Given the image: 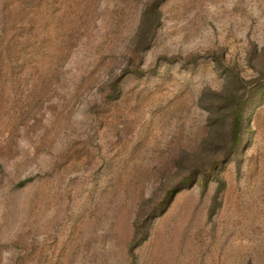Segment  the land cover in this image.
I'll return each instance as SVG.
<instances>
[{"label":"rangeland","instance_id":"1","mask_svg":"<svg viewBox=\"0 0 264 264\" xmlns=\"http://www.w3.org/2000/svg\"><path fill=\"white\" fill-rule=\"evenodd\" d=\"M153 1L0 0V264H264V0Z\"/></svg>","mask_w":264,"mask_h":264},{"label":"trees","instance_id":"2","mask_svg":"<svg viewBox=\"0 0 264 264\" xmlns=\"http://www.w3.org/2000/svg\"><path fill=\"white\" fill-rule=\"evenodd\" d=\"M160 2H161V0H154L152 3H150L148 5V7L145 10L144 16L152 19V22H157L159 19V4H160ZM263 51H264V47H263ZM236 77H237L236 79L238 80V82L244 84L245 86H242V89L244 91L240 95H236L232 99L233 107H234V111H233L234 117L232 120L233 143L229 148V153L232 150H234L241 141L242 125H243V121H244V109H245L249 95H251V93L253 91L262 92L264 90V70L261 71V73L258 76L254 77L250 80H246L245 78H243L239 75H237ZM113 86H114V90L118 89V83L117 82H115L113 84ZM219 163H220L219 161H216L212 164V168L214 171H215V167H217L219 165ZM199 171H200V169H194L189 175H187L178 184L177 187L168 190L165 197L163 198V204L165 202H167V200L171 199L174 196V194L177 192L178 188L188 185L194 179V177L197 175V173H199ZM216 179H217L216 181L220 185L218 190H217V194H216V198H217L220 190L222 189V187L224 185V181L220 176H218ZM206 182H207V179L203 178L204 187L206 186ZM21 183L24 184L25 181H22ZM142 233H144V226L142 224H139L138 227L136 228V231H135V234L133 237V241L131 242V245L129 248V252H130V255L132 258V264L136 263L135 248L141 242V238H139V237L141 235H143Z\"/></svg>","mask_w":264,"mask_h":264}]
</instances>
